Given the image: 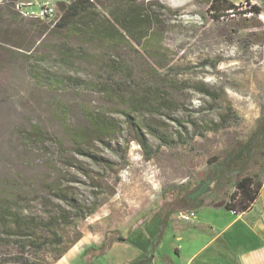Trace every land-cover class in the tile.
<instances>
[{
    "label": "trees",
    "instance_id": "16d2710c",
    "mask_svg": "<svg viewBox=\"0 0 264 264\" xmlns=\"http://www.w3.org/2000/svg\"><path fill=\"white\" fill-rule=\"evenodd\" d=\"M17 3L2 0L0 12L10 20L12 15L18 17L20 21L12 22L36 28L39 37L50 41L47 51L36 52L45 44L43 39L24 46L18 43L20 31L0 28L1 42L28 52L25 68L29 78L53 93L93 94L104 103L98 107L79 106L80 118L72 120V107L54 99L51 111L61 129L58 137L46 133L36 122L19 131L26 146L42 147L43 153L49 154L47 173L39 180L35 176L11 175L0 182V264H56L82 238L79 223L101 205L98 196L108 188L105 174L119 164H127L131 142L149 159L161 147L188 144L210 130L226 128L235 113L224 89L202 82L187 85L177 79L176 65L171 64L164 46L168 30L149 5L135 0H58L57 18L49 21L23 17L16 9ZM208 12L212 19L224 21L235 17L255 19L264 14V9L249 0L243 5H235L232 0H211ZM184 88H193L207 97L206 109L219 111V120L198 123L177 117L175 114L183 108L180 96ZM167 120L175 123V129L168 128ZM184 123L190 125L189 130ZM151 138L157 142L155 148ZM99 146L111 151L117 160L98 154ZM85 159L98 171L87 166ZM224 166L234 175L233 179L219 177L233 187L228 200L224 201L226 191L197 196L191 209L222 206L235 215L250 210L264 180V104L250 136ZM72 171L88 181L90 200L72 185L86 184ZM181 188L176 199L183 198L182 194L190 189L188 185ZM170 215L171 211L165 212L161 227ZM160 236L149 243L150 254L131 264H152ZM89 250L93 249L82 252V259Z\"/></svg>",
    "mask_w": 264,
    "mask_h": 264
},
{
    "label": "rangeland",
    "instance_id": "374dc122",
    "mask_svg": "<svg viewBox=\"0 0 264 264\" xmlns=\"http://www.w3.org/2000/svg\"><path fill=\"white\" fill-rule=\"evenodd\" d=\"M16 1L27 4L38 0ZM135 1L149 5L168 30L164 46L171 64L176 65L177 79L187 85L202 82L211 88L224 89L235 118L226 128L210 130L188 144L161 147L149 159L131 142L127 164H119L105 174L108 188L98 196L101 205L79 223L82 238L56 264H131L150 254L149 243L157 235L161 236L152 264H232L233 260L241 263L243 254L257 248L250 232L243 234L244 218L222 206L191 208L196 205L197 196L226 191L225 199L223 194L219 197L227 201L233 190L219 177L234 178L224 163L248 139L264 104V14L255 19L235 17L216 21L208 12L211 0ZM232 1L235 5L245 3V0ZM249 3L264 9L263 0H249ZM16 20L20 21L14 15L10 20L0 12V28L20 31L19 44L28 46L40 38L45 44L36 52L47 51L50 41L39 37L36 28L12 22ZM10 39L16 43L15 38ZM25 53L28 52L24 49L0 41V182L11 175L35 176L39 180L47 173L49 154H44L42 147L26 146L19 131L36 122L46 133L58 137L61 129L51 111L54 99L72 107V120L80 118L79 106L104 105L93 94L53 93L36 85L27 75ZM180 100L183 108L175 115L183 121L219 120L220 112L207 110L209 99L193 88H184ZM167 122L170 130L175 129L173 121ZM183 125L190 129L189 124ZM151 141L155 148L156 140L151 138ZM96 152L117 160L106 148L99 146ZM84 162L98 171L90 160ZM74 174L86 184L72 185L85 200H90L88 181L80 173ZM185 185L190 189L182 194L183 198L176 199ZM166 211H171V219L161 227ZM186 211L195 213V224L178 218L179 212ZM213 236L217 240L207 247ZM175 247L180 249L179 253L174 251ZM87 248L93 250L82 259Z\"/></svg>",
    "mask_w": 264,
    "mask_h": 264
},
{
    "label": "crops",
    "instance_id": "0c3cea01",
    "mask_svg": "<svg viewBox=\"0 0 264 264\" xmlns=\"http://www.w3.org/2000/svg\"><path fill=\"white\" fill-rule=\"evenodd\" d=\"M238 216H241L244 218L243 220V234L246 233L248 230L252 237L251 239L256 240V247L249 249L248 253H245L241 257V263L235 260L239 264H264V180L262 182V186L259 192V195L253 205L251 206L250 210L246 213L239 214ZM197 217H195L194 221ZM171 217L169 218V220ZM193 221V222H194ZM192 222V221H191ZM190 223V222H189ZM195 224V222L193 223ZM216 239V236H213L207 243V247L210 245V243L214 242ZM243 240H245L243 235ZM180 249L178 247L174 248V251L176 253H179ZM228 254V253H227ZM229 254H225V262H229ZM64 257V256H63ZM62 259V258H61ZM59 260L58 262H60ZM234 260L232 261V264H236Z\"/></svg>",
    "mask_w": 264,
    "mask_h": 264
},
{
    "label": "built area",
    "instance_id": "2783aa9c",
    "mask_svg": "<svg viewBox=\"0 0 264 264\" xmlns=\"http://www.w3.org/2000/svg\"><path fill=\"white\" fill-rule=\"evenodd\" d=\"M16 9L25 18L55 20L56 5L53 0H38L32 3H17ZM178 218L184 222H191L196 217L193 211L179 212Z\"/></svg>",
    "mask_w": 264,
    "mask_h": 264
}]
</instances>
